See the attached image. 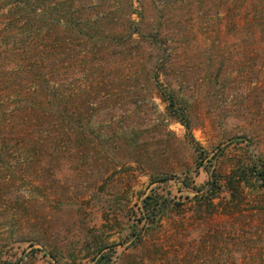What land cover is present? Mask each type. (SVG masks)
I'll use <instances>...</instances> for the list:
<instances>
[{
  "label": "rangeland",
  "instance_id": "rangeland-1",
  "mask_svg": "<svg viewBox=\"0 0 264 264\" xmlns=\"http://www.w3.org/2000/svg\"><path fill=\"white\" fill-rule=\"evenodd\" d=\"M144 2L134 7L146 23L167 22L161 49L102 59L97 85L77 72L61 86L91 98L89 154H36L0 138V264H95L101 252L108 264H264V183L245 173L225 188L235 171L264 172V41L245 33L244 5ZM156 82L185 102L192 139ZM204 168L220 179L214 200L190 189L207 187ZM153 188L170 206L149 224L141 200Z\"/></svg>",
  "mask_w": 264,
  "mask_h": 264
},
{
  "label": "trees",
  "instance_id": "trees-1",
  "mask_svg": "<svg viewBox=\"0 0 264 264\" xmlns=\"http://www.w3.org/2000/svg\"><path fill=\"white\" fill-rule=\"evenodd\" d=\"M212 1L149 0V5L158 11L175 2L193 8L194 4ZM220 1L225 13L243 5L248 8L251 19L245 33L255 42L264 41V0ZM134 2L141 7L145 4L144 0H0V138L10 134L17 147L36 154H89L94 143L82 121L88 115L91 98L88 94L76 98L71 89L62 94L61 86L65 81L73 85L77 72L82 73L86 86L97 85L94 74L102 69V59L138 56L145 43H151L154 52L161 49L157 39L164 36L163 24L167 22L157 23L150 18L146 23ZM157 63L169 66L170 59L157 58ZM156 85L168 114L185 127L192 139L185 102L169 86ZM204 169L211 179L207 187L190 189L214 200L220 179L214 171ZM245 173L264 183V172L253 165L227 176L225 188L232 189L233 182L240 181ZM169 206L170 201L153 188L141 200V219L155 224ZM111 260L110 253L101 252L95 264Z\"/></svg>",
  "mask_w": 264,
  "mask_h": 264
}]
</instances>
